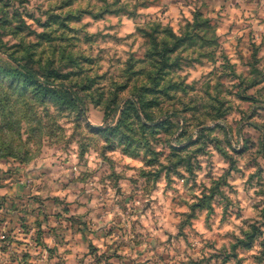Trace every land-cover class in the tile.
<instances>
[{"label": "clouds", "instance_id": "9594fccd", "mask_svg": "<svg viewBox=\"0 0 264 264\" xmlns=\"http://www.w3.org/2000/svg\"><path fill=\"white\" fill-rule=\"evenodd\" d=\"M0 264H264V0H0Z\"/></svg>", "mask_w": 264, "mask_h": 264}]
</instances>
